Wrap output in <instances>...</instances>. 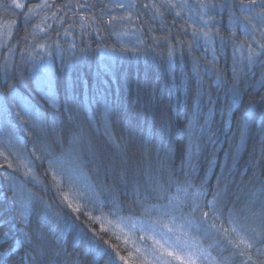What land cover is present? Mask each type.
<instances>
[{
  "label": "trees",
  "instance_id": "1",
  "mask_svg": "<svg viewBox=\"0 0 264 264\" xmlns=\"http://www.w3.org/2000/svg\"><path fill=\"white\" fill-rule=\"evenodd\" d=\"M35 2H39V0H35ZM77 2L78 0H56L57 6L71 4L73 7L62 8L60 11H57L56 7L46 10L47 22L41 25L45 29L43 33L35 28V24L40 23L41 16H35L26 25L23 13L16 17L8 14L9 19L16 20V25L11 38L7 39V45L15 46L18 49L22 48V38L33 31L37 34V39L29 36L30 42L51 45V48H45L41 55H45L44 63L50 70L53 80L60 81L62 85L61 101L63 102L65 89H68L70 99L67 107L57 114L55 130L45 137V142L49 150L60 161L63 160L62 166L66 175L75 179L76 186L86 196H91L93 199L98 197L99 200L105 201L104 204L97 205L99 211L94 214L99 215V212L102 211L109 221L123 220L126 217H140L144 220L148 218L151 221L155 219V216L149 217L147 210L157 203L155 200H147L142 204L133 202L135 197L131 196V182L135 177L131 171L128 174L129 195H124L122 190L124 186L120 183L119 171H114L112 168L115 150L110 144H106L108 136L104 131L103 115L105 105L109 109V131L117 140L124 134L129 121L138 122L145 134H152L153 124L158 130L162 122L171 124L173 127H184L186 125L185 108L187 107L189 111L194 109L198 90L201 87L204 91L202 105L204 113L207 114L213 107L215 109L214 115L207 116V124L211 129L209 135L214 145L209 144L207 149L197 157H193L189 164L183 152L184 144L187 141L186 139L181 140L177 136V142L173 145L172 157L167 161L168 169L177 172L183 169L184 172L191 173L193 183L197 187L205 175L209 178L211 185L215 186L217 177L222 172L226 175L231 170L235 173V184H233L229 195L232 200H235L236 196L240 197L239 203L236 204L237 212L245 209L253 198L264 199V193L249 184L252 172L249 171L243 178L240 175L244 171L252 151V137H255L256 140L260 138L258 135L262 119L260 112L255 109L247 110L249 98L245 96L242 104L237 103L232 106L231 114L222 116L221 110L227 106L230 94L226 93L227 86L217 90L216 76L208 71L206 57L210 58V54L205 53L203 48L189 52L187 47L181 50L180 45H176V50L172 54L173 59L169 60V50L164 42L161 40L157 44L151 39V37L160 36L162 32L171 29L173 36L182 37L183 41L187 43L191 39V29H188L187 36H183L182 20H179L174 26L172 17L167 16L165 18L166 26L161 28L160 20L145 25L143 22L146 17L141 16L136 20V24H140L144 31L136 35L142 36L143 42L137 39L136 35H119L121 31L119 29L116 32L103 31L97 34L95 25H93V27L82 31L80 16L89 10L79 9L78 14L74 15V11H76L74 6ZM87 2L91 4L95 0H87ZM108 2L109 0H104V3ZM23 11L26 12L27 8ZM53 12H56L55 17L52 16ZM100 12L101 9L97 7L92 9L89 14L95 13L96 16H99ZM3 15L4 13L0 12V17ZM60 18H63L64 23L60 22ZM216 19L220 22L222 34L227 37L229 13L225 10ZM48 25L52 27L49 28ZM54 30L59 31L60 35L56 36ZM65 30L70 34L64 35ZM38 37H45V39L40 40ZM18 40L21 43L17 44ZM54 40L59 41V47L53 43ZM125 49L131 50L125 51ZM6 52L7 48L0 47V65L4 63ZM219 56L218 66L222 69L223 74L225 69H230L232 66L231 48L219 52ZM39 58V56L36 57L37 60ZM12 59L19 62V53H14ZM197 65L199 66V77L196 74ZM230 74L228 72V75ZM256 78L258 79L259 76ZM181 81L182 83L178 87V83ZM153 89L156 90L155 98L150 96ZM209 94L215 101V105L207 103ZM13 96L27 100L39 112L45 111L46 97L41 87V81H38L32 71L31 63L21 64L20 71L15 73L9 70L5 74L3 68L0 67V141L8 145L10 142L9 132L14 130L11 143L15 145V138L18 137L25 140L28 145L26 149H19L18 155H9L13 168L17 169L15 172H13V168L8 169L9 173L15 177L16 192L14 193L6 184L0 187V234L8 232L13 237L10 243H13L15 239L21 238L18 229L23 228L25 233L37 235L39 241L53 251L59 248L72 252L74 237L70 233L62 234L61 232L62 220L58 216L57 203H54L52 199L55 196V191H48L47 194L44 191V185L51 181V176L46 177L44 172L47 163L42 168L34 169L35 175L41 183L34 184L30 179L25 181L24 172L26 169L23 165L32 152L31 145L34 135L29 132L26 138L23 124L15 118L18 109L15 107ZM253 97L259 99L255 93H253ZM5 106L11 113L8 122L12 124V129H9L4 123ZM245 116L249 122L251 133L246 134L242 139L238 121H241ZM77 122L82 125L84 134L82 139L74 141L69 133L71 125ZM204 123L205 120L201 119L200 124ZM17 149L18 145L8 151L16 153ZM2 160L3 157H0V161ZM5 166L7 167V165ZM2 179L0 177V181ZM167 179L165 173L161 182L166 183ZM173 179L183 183L184 177L183 175L173 176ZM228 179L232 180L233 177L229 176ZM177 187L179 185H173L169 193L170 196L179 195L176 191ZM14 195L19 201L15 208L11 206ZM5 196L8 197L7 200ZM29 198L31 203H29ZM112 198H114V202L109 203L108 201ZM208 199H211L210 195ZM25 204H28L26 209L28 221L22 222L18 213ZM88 207L92 208L93 205L89 204ZM228 207L232 208L233 204L229 203ZM175 215L179 217L180 213H175ZM184 218H188L186 211ZM239 221L249 230V234H251L252 228L258 226V222L245 221L243 215L239 217ZM177 222L181 223L179 219L176 220ZM220 223V221H216L218 227ZM106 226L110 232L104 236V239L111 237L110 244L115 245L113 255L115 252H119L120 256L125 257L128 264L151 262L147 256L134 250L131 245L133 240L127 236L123 237L115 224H106ZM224 227L232 228L226 221ZM138 235L136 233L137 238L134 240L141 238ZM194 238L206 249L209 247L210 255L217 263L240 264L241 257L236 255L238 250L228 243L229 240L238 242L235 232L210 231L205 236L202 232L195 231ZM78 244L79 246L75 248V257L79 258V264H97L93 255L86 250V244L83 242H78ZM8 246V244H4L0 248V255L7 253ZM99 264H103V261H100ZM116 264H124V261L117 258ZM151 264L153 263L151 262Z\"/></svg>",
  "mask_w": 264,
  "mask_h": 264
},
{
  "label": "snow or ice",
  "instance_id": "2",
  "mask_svg": "<svg viewBox=\"0 0 264 264\" xmlns=\"http://www.w3.org/2000/svg\"><path fill=\"white\" fill-rule=\"evenodd\" d=\"M54 7L60 11L62 8L73 6L71 4L57 6L56 0H51V2L49 0H39V2H35V0H0V12L4 13L0 17V21H2L0 23V47L7 48L4 63L0 67L3 68L5 74L9 70L15 73L20 71L21 64L31 63L34 75L38 81H41V87L46 97L44 112L37 111L27 100L13 96L15 107L18 109L15 118L23 124L26 138L29 132L34 135L31 145L32 152L23 165L26 169L24 177L25 181L30 179L34 184L41 183L37 179L34 169L42 168L47 163L44 172L46 177L51 176V181L44 185V191L45 194L48 191H55V196L52 199L54 203H57L58 216L62 220L61 232L73 235L74 250L68 252L57 248L53 251L41 243L37 235H29L23 228H19L21 238L15 239L13 243H10L13 237L8 232L0 234V248L4 244L9 245L7 253L0 255V264H79V258L75 257V248L79 246L78 242L86 244V250L93 255L97 264L100 261H103V264H116L117 258L124 261V264H128V261L125 257L120 256L119 252H115L113 255L115 245L110 244L111 237L104 239V236L110 232L106 224H110L111 221H108L102 211L99 212V215L94 214L99 211L97 205H102L105 201L99 200L98 197L93 199L91 196H86L76 186L75 179L66 175L60 159L49 150L45 142V137L55 130L57 114L67 107L70 99L69 91L65 89L63 102L61 101L62 85L60 81L53 80L50 70L44 63L45 55H41L45 48L50 49L51 45L30 42L29 36L37 39L35 31L22 38V48L18 49L15 46L7 45V39L11 38L16 25V20L9 19L8 14L16 17L23 13L26 25L35 16H41V21L35 24V28L43 33L45 29L41 25L47 22L46 10ZM97 7L101 9L99 16H96L95 13L89 14L92 9ZM25 8H27L26 12L23 11ZM74 8L76 10L74 15L78 14L79 9L89 10L80 16V28L85 31L95 25L97 34L103 31L116 32L118 29L121 30L119 35L122 36L142 33L144 28L140 24H136V20L141 16L146 17L143 22L145 25L160 20L161 28L166 26L165 18L167 16L172 17L174 26L179 20H182L183 36H187L188 29H191L189 42L185 43L182 37L173 36L171 29L162 32L160 36H153L151 39L157 44L161 40L164 42L169 50V60L173 59L172 54L176 50V45H180L181 50L187 47L189 52L203 48L205 53L210 54V58L206 57L208 71L216 76L217 90L227 86L226 93L230 94L227 106L221 110L222 116L231 114L232 106L237 103L242 104L245 96L249 98L247 110L255 109L260 112L262 117L258 131L260 138L256 140L255 137H252V151L244 171L240 175L243 178L251 171L249 184L264 193V0H183V2L181 0H109L108 3H104V0H95L91 4L87 0H83V2L78 0ZM225 10L229 13L227 37L222 34L220 22L216 19ZM52 16L55 17L56 12H53ZM60 22L64 23L63 18H60ZM48 27L52 26L48 25ZM54 32L56 36L60 35L59 31L54 30ZM69 34L65 30L64 35ZM136 38L143 42L142 36L136 35ZM38 39L43 40L45 37H38ZM19 43H21L20 40L17 41V44ZM53 43L60 46L58 40H54ZM228 48H231L232 51V66L230 69H225L222 74V69L218 66L219 52ZM130 50L125 49V51ZM17 52L20 57L19 62L12 59L13 54ZM37 56L40 57L39 60L36 59ZM228 72L231 74L228 75ZM196 74L199 77L198 65ZM257 76H259L258 79ZM181 83L182 81L178 83V87ZM72 90L74 92V88ZM253 93L259 96L258 100L253 97ZM203 95L204 91L201 87L198 90L194 109L189 111L187 107L185 108L186 125L184 127H173L171 124L162 122L158 130L153 124L152 134H145L138 122L129 121L119 140L109 131V109L105 105L103 115L104 131L108 136L106 144H110L115 150L112 168L114 171H119V180L124 186L122 190L125 196L129 195L128 174L130 171L133 173L135 178L131 182V196L135 197L133 201L135 204H142L147 200L157 201L147 210L149 217L154 215L155 219H152L146 227L149 231L156 232L158 229H166L167 233L173 234V237H170L172 243L165 253L170 259L164 260L163 264H173L174 261L177 264H197V261L204 264L206 260H209L210 253L206 255L197 245L182 240L175 234L179 232L181 236H189L193 230L202 232L205 236L210 231L228 233L229 229L224 227L225 221L232 226L231 230L237 234L238 242L229 240L228 243L238 250L236 255L241 257L240 264H264V199L253 198L245 209L237 212L236 204L239 203L240 197L236 196L235 200H232L229 195L233 184H235V173L231 170L226 175L222 172L217 177L215 186L211 185L209 178L205 175L197 187L193 183L191 173L184 172L183 169L180 172L168 169L167 161L172 157L173 145L177 142V136L181 140L186 139L187 141L184 144L183 152L189 164L191 159L206 150L209 144L214 145L209 135L211 129L207 124V116L214 115L215 109L213 107L207 114L204 113ZM150 96L155 98V89L152 90ZM72 99L74 100V96ZM207 103L215 105L210 94ZM9 116L11 113L5 106L4 123L5 126L12 129V124L8 122ZM201 119L205 120L204 124H200ZM238 129L242 139L246 134L251 133L246 116L238 121ZM69 134L74 141L82 139L84 134L82 125L78 122L73 123ZM9 137L8 145L0 141V157H3V160L0 161V177L3 178L0 181V187L6 184L15 193V177L8 171L9 168H13L9 155H18L19 149H26L28 145L25 140L18 137L15 138V145L11 143L14 130L9 132ZM17 145L16 153L8 151ZM89 162L91 163V161ZM15 171L17 169L13 168V172ZM165 173L168 179L166 183H162ZM180 175L184 177L183 183L173 179V176ZM229 176H232L233 179L229 180ZM173 185H179L176 189L179 195L176 197L169 195ZM209 195L211 199H208ZM5 199L7 200L8 197L5 196ZM108 202H114V198ZM29 203H31L30 198ZM229 203L233 204L232 208L228 207ZM18 204L19 201L14 195L11 206L15 208ZM89 204H92L93 207L89 208ZM27 207L28 204L23 205L18 213L22 222L28 221ZM185 211L188 213L187 219L184 218ZM175 213H180V216L177 217ZM241 215L244 216L245 221L258 222V226L250 230L251 234L240 223ZM166 217L167 221H165ZM177 219L181 221L178 226L175 224ZM216 221L221 222L219 227ZM165 234L164 231H159L161 237H164ZM145 264H151V262L146 261Z\"/></svg>",
  "mask_w": 264,
  "mask_h": 264
},
{
  "label": "rangeland",
  "instance_id": "3",
  "mask_svg": "<svg viewBox=\"0 0 264 264\" xmlns=\"http://www.w3.org/2000/svg\"><path fill=\"white\" fill-rule=\"evenodd\" d=\"M178 196V195H177ZM109 221V220H108ZM167 221V220H165ZM114 222V223H113ZM151 221L148 218H143L140 217H126L123 218V220H116V221H111L110 224H115L119 231L121 232V235L129 237L133 242L131 245H133L134 250L136 252L138 251L142 255L147 256V258L153 263V264H163L164 260L170 259L165 255L167 250H169V245L172 243V239L170 237H173L172 233H167L166 229H158V231L153 232L149 231L147 229V225H149ZM175 224L178 226L180 223L175 222ZM229 231L231 232L232 228H228ZM159 231H164L166 234L164 237H161L159 235ZM194 232L193 230L189 236H181L179 232H177L175 235L180 236L182 240H187L189 243L197 245L200 249H202L205 254L207 255L209 252V247L206 249L204 246H202L199 242H197L194 238ZM139 234L138 236L141 237L140 239L134 240L137 238L135 236ZM135 241V242H134ZM153 246V248H152ZM160 246V248H159ZM209 261H211V264H219L212 258L210 255L209 260H206L204 264H209ZM177 263V262H173ZM200 262L197 261V264Z\"/></svg>",
  "mask_w": 264,
  "mask_h": 264
},
{
  "label": "bare ground",
  "instance_id": "4",
  "mask_svg": "<svg viewBox=\"0 0 264 264\" xmlns=\"http://www.w3.org/2000/svg\"><path fill=\"white\" fill-rule=\"evenodd\" d=\"M63 161V160H62ZM62 161H61V163H62Z\"/></svg>",
  "mask_w": 264,
  "mask_h": 264
}]
</instances>
